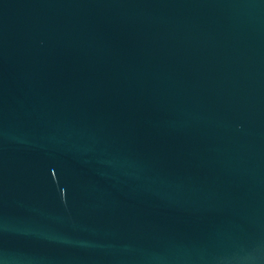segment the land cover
<instances>
[{
    "label": "water",
    "instance_id": "95a60500",
    "mask_svg": "<svg viewBox=\"0 0 264 264\" xmlns=\"http://www.w3.org/2000/svg\"><path fill=\"white\" fill-rule=\"evenodd\" d=\"M0 264H264V0H0Z\"/></svg>",
    "mask_w": 264,
    "mask_h": 264
}]
</instances>
